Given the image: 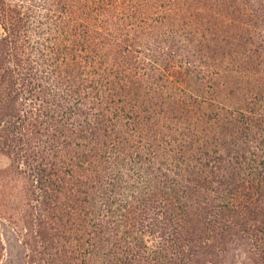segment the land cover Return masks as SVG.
<instances>
[{"label":"trees","instance_id":"trees-1","mask_svg":"<svg viewBox=\"0 0 264 264\" xmlns=\"http://www.w3.org/2000/svg\"><path fill=\"white\" fill-rule=\"evenodd\" d=\"M0 23L19 264H264V0H0Z\"/></svg>","mask_w":264,"mask_h":264},{"label":"rangeland","instance_id":"rangeland-1","mask_svg":"<svg viewBox=\"0 0 264 264\" xmlns=\"http://www.w3.org/2000/svg\"><path fill=\"white\" fill-rule=\"evenodd\" d=\"M4 35L5 32L0 23V38H2ZM225 95L231 97L230 92L222 94L223 97H225ZM227 100L231 103L230 100L233 99H227ZM9 165H10L9 157L0 153V195H3L2 190L4 183H9L10 185L15 184V181L11 180V182H8V180L4 179L2 175V171L7 167H9ZM12 215H14V213ZM15 220H16L15 217H10L0 212V231L6 248L5 262H11L12 264L14 263L19 264L24 260V257L26 256L27 248L20 241L21 238L20 230L13 222Z\"/></svg>","mask_w":264,"mask_h":264}]
</instances>
